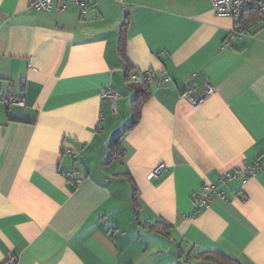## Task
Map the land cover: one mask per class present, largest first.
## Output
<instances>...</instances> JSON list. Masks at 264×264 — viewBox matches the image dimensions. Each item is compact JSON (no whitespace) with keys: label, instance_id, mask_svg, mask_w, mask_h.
<instances>
[{"label":"crops","instance_id":"obj_1","mask_svg":"<svg viewBox=\"0 0 264 264\" xmlns=\"http://www.w3.org/2000/svg\"><path fill=\"white\" fill-rule=\"evenodd\" d=\"M64 3L0 0V85L26 83L25 106L0 102V264H218L197 258L211 250L264 264V17L232 37L212 0ZM129 70L151 95L114 151ZM76 167L79 186L63 175Z\"/></svg>","mask_w":264,"mask_h":264},{"label":"built area","instance_id":"obj_2","mask_svg":"<svg viewBox=\"0 0 264 264\" xmlns=\"http://www.w3.org/2000/svg\"><path fill=\"white\" fill-rule=\"evenodd\" d=\"M55 0H29V5L31 8L40 9V10H50ZM64 3L67 0H58ZM78 2L82 8V12L87 11L88 8L93 6V2L95 0H74ZM213 6L217 12L220 14H228L232 16L236 21V27L232 32L231 36L244 34V26L242 25V18L245 12L250 8H258L259 15L261 19L264 17V0H212ZM65 3L63 7H65ZM146 78L151 79L152 74L149 72L145 74ZM25 81L22 80V89L25 88ZM21 90L19 93H13L9 88H4L0 85V102H2L6 106L19 105L25 106L26 100L24 96V91ZM192 90L188 89L186 91V96H188L194 104L199 103L200 100L196 99L192 95ZM214 88L212 86H208L207 94L213 93ZM105 97H110L113 102V107H115L117 92L112 88L107 89L104 94ZM74 149H77V146H69L67 147V152L71 154L73 157H76V154L73 153ZM262 164V161L259 160V163H256L254 166L249 167L247 170L248 175L254 174L257 167ZM167 168V165L164 162H160L153 168L150 173V177L159 176L162 171ZM68 182L73 184L74 186H79L86 180V175L82 173L79 168H74L71 171H67L63 174ZM215 188L213 186H206V191L198 194L197 196V205L199 208H204L209 206L211 202L212 196L215 194ZM224 196V193H221ZM16 258L9 257L6 261L2 262V264H15ZM125 264H132L130 262H126Z\"/></svg>","mask_w":264,"mask_h":264},{"label":"trees","instance_id":"obj_3","mask_svg":"<svg viewBox=\"0 0 264 264\" xmlns=\"http://www.w3.org/2000/svg\"><path fill=\"white\" fill-rule=\"evenodd\" d=\"M258 20H261L258 8H250L247 10V13L244 16L242 23H243V26H248V24H251ZM127 24H128V20L124 21L121 24V32H120V36H121L120 50L121 51L124 50L123 41L125 40L124 33L126 30ZM128 72L126 74V80L128 81V83L131 82L130 84H132L136 89L135 95L131 101L133 116H132L131 122L128 123L124 127L122 133L116 136L112 140L111 145L113 146L114 151L116 150L117 144L123 138V136L139 122L140 117H141V107L151 95V89H150L149 82L143 79H133L131 75L132 71L129 70ZM114 155L115 153H111V155L108 157L107 162H110L113 159ZM131 184L133 188V196L134 198H136V185L132 179H131ZM149 227L152 230H156V231H164V232L167 231L166 226L163 224H159V223H155L153 225L150 224ZM197 258L205 260V261L216 262L218 264H240V262H238L237 259L230 257L226 255L225 253L217 251V250H211V251H205L203 253H199Z\"/></svg>","mask_w":264,"mask_h":264},{"label":"rangeland","instance_id":"obj_4","mask_svg":"<svg viewBox=\"0 0 264 264\" xmlns=\"http://www.w3.org/2000/svg\"><path fill=\"white\" fill-rule=\"evenodd\" d=\"M129 120H130V118L128 119V121H129ZM128 121H127V122H128ZM122 123H123V122H122Z\"/></svg>","mask_w":264,"mask_h":264}]
</instances>
